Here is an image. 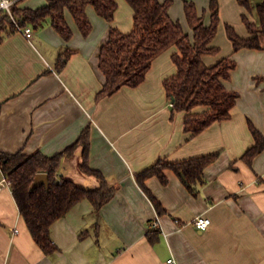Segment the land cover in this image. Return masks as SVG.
Wrapping results in <instances>:
<instances>
[{
    "label": "crops",
    "instance_id": "crops-1",
    "mask_svg": "<svg viewBox=\"0 0 264 264\" xmlns=\"http://www.w3.org/2000/svg\"><path fill=\"white\" fill-rule=\"evenodd\" d=\"M117 1L111 22L87 6L93 25L88 35L67 10L73 30L68 40L48 21L33 27L31 38L16 29L0 41V150H40L53 156L89 127L90 165L117 184L99 214L83 199L58 219L51 229L57 249L47 254L0 170V264H264V149L251 164L243 159L255 142L250 122L264 135V48L235 51L226 30L230 23L250 36L242 18L245 8L237 0H219L221 21L213 43L221 50L204 57L207 64L223 56L236 60L225 84L239 94L237 103L229 119L192 137L184 129L185 113L173 112L164 85L177 71L172 58L176 46L154 59L139 85L97 98L105 83L99 51L110 27L128 32L134 25L132 6ZM190 1L210 23V0ZM170 14L192 35L185 0H172ZM249 16L258 20L256 11ZM67 48L73 52L59 68V56ZM217 151L220 155L205 168L197 192L172 169L165 170L166 184L158 176L146 180L166 209L162 215L136 179L159 158L175 162ZM81 162L79 147L64 158L59 179L98 187L99 179L84 173ZM201 215L211 219L205 230L194 224ZM155 228L160 233L153 243L148 232Z\"/></svg>",
    "mask_w": 264,
    "mask_h": 264
},
{
    "label": "trees",
    "instance_id": "trees-1",
    "mask_svg": "<svg viewBox=\"0 0 264 264\" xmlns=\"http://www.w3.org/2000/svg\"><path fill=\"white\" fill-rule=\"evenodd\" d=\"M132 6L134 15L133 28L125 32L112 25L107 40L99 51V67L105 75L103 88L97 98L116 93L123 86H137L146 78L154 59L166 49L176 46L172 55L177 71L164 80L169 102L173 112L183 111L184 129L194 137L217 121L229 119L237 103L239 94L227 88L225 82L231 79V73L237 62L231 56H223L214 64H207L205 55L218 54L221 48L213 42L221 21L219 0H210V23H205L199 14L195 2L185 0V13L192 29L187 32L179 20L170 14L172 0H127ZM245 8L242 13L250 36L239 34L236 28L226 24L227 35L233 43L235 51L242 48H264V0L255 4L254 0H237ZM91 4L99 15L108 21L115 19L118 9L117 0H47L43 6L16 7L14 15L22 26L36 29L46 22L50 23L70 39L73 30L66 18L69 10L80 30L88 35L92 30V22L86 8ZM257 13L258 20H251L249 13ZM16 25L9 17L0 22V41L6 34L15 31ZM72 49L67 48L59 56V68L65 65ZM201 108V111H197ZM254 136V144L243 154L249 164L264 149L263 133L250 122ZM82 147L81 170L95 175L100 185L95 188L85 187L73 179L60 178L59 171L63 160L74 155L77 148ZM220 151L191 157L181 161H169L159 158L148 168L138 172L136 179L153 201L159 214L166 209L147 187L146 180L158 176L162 183H168L166 169L174 170L191 191L197 192V183L204 182L205 168L215 161ZM90 128L83 130L81 136L65 150L46 156L40 150L25 153L23 150L9 153L0 150V170L9 180L20 213L24 217L31 234L41 248L50 254L57 249L51 236L52 225L64 217L76 204L89 199L97 214L115 194L117 184L113 178L106 177L101 171L91 167ZM49 174V187L41 185L31 191V185L37 173ZM160 230L148 232L151 242L158 238Z\"/></svg>",
    "mask_w": 264,
    "mask_h": 264
},
{
    "label": "built area",
    "instance_id": "built-area-1",
    "mask_svg": "<svg viewBox=\"0 0 264 264\" xmlns=\"http://www.w3.org/2000/svg\"><path fill=\"white\" fill-rule=\"evenodd\" d=\"M22 0H0V22L3 21L4 17H9L13 20L14 24L16 25V28L21 31L26 37L31 38L33 35V27L28 26H22L16 19L14 15V9L16 7H19V3ZM4 180H9L7 178H4ZM194 224L197 226V228L201 230L207 229L211 224V219L206 216H197L194 220ZM169 262H174V259H169Z\"/></svg>",
    "mask_w": 264,
    "mask_h": 264
},
{
    "label": "water",
    "instance_id": "water-1",
    "mask_svg": "<svg viewBox=\"0 0 264 264\" xmlns=\"http://www.w3.org/2000/svg\"><path fill=\"white\" fill-rule=\"evenodd\" d=\"M262 0H254L255 4H259ZM41 185H45L47 187H49L50 183H49V174L46 172H40L37 173L34 181L31 185V191H33L35 188L41 186Z\"/></svg>",
    "mask_w": 264,
    "mask_h": 264
},
{
    "label": "rangeland",
    "instance_id": "rangeland-1",
    "mask_svg": "<svg viewBox=\"0 0 264 264\" xmlns=\"http://www.w3.org/2000/svg\"><path fill=\"white\" fill-rule=\"evenodd\" d=\"M44 2L46 3L47 0H22L19 3V5L22 6V7H33V8H36V7H39L40 5H43ZM218 39H219V36H218ZM33 41L35 43H37L35 39H33Z\"/></svg>",
    "mask_w": 264,
    "mask_h": 264
}]
</instances>
